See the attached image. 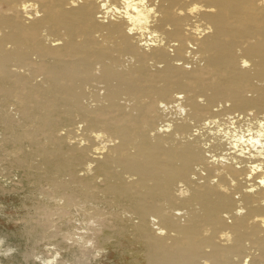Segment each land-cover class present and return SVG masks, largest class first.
I'll return each mask as SVG.
<instances>
[{
    "label": "bare ground",
    "instance_id": "1",
    "mask_svg": "<svg viewBox=\"0 0 264 264\" xmlns=\"http://www.w3.org/2000/svg\"><path fill=\"white\" fill-rule=\"evenodd\" d=\"M177 3L178 0H161L159 8L165 14L159 17L154 25L169 39L182 37L184 20L191 21V17L187 14L185 16L171 15V9ZM180 6L184 7L182 4ZM3 7H12L11 0H6ZM41 8H47L48 11L28 24H24L23 19L15 15V11L13 15L0 17L8 29L4 34L5 41H12L15 44L13 49L6 50L0 58L6 72L4 97H8L10 101L14 92L20 88H26L27 92L30 91L32 94L35 90L37 94L45 98L48 106L47 112L41 116L40 133L36 131L34 122L29 123L32 127L26 128L28 132L32 130L29 132L30 137L41 139L40 155L43 160L54 161L59 166L63 162L66 165V174L76 173L78 166L84 161L86 149H90L91 145L77 148L75 144H67L64 137L55 135L59 127L74 124L76 116L79 115L81 119L88 120L86 127H97L103 124L111 133L120 137V143L114 149L115 154L106 153L103 160L96 162V171L104 176V182L99 186L95 185L94 177H89L91 180L89 182L99 191L104 192L108 200L132 211L139 219L137 224H133L128 219L121 221L117 218L115 221L116 233L113 237L116 243L124 247L127 263L143 264L145 258L158 261L168 258H188L190 255L202 253V249L201 253H192L186 248L171 250V246L164 244L167 237L153 235V230L148 223L149 214L160 215L161 224L168 226L170 230L175 229L181 234L180 238H187L190 241L199 235L203 224L213 226L212 235L203 238V241L213 242L216 231L223 227H231L236 233V239L241 242L249 237H254L255 242L264 240V237L259 236L258 225L247 224L248 216L264 212V207L253 204V200L257 199L256 193L249 194L241 191L244 182L238 181L235 191L241 192L240 199L244 201L248 212L245 216H234L233 224L228 225L220 217V213L231 211L236 201L231 192H219L215 185L208 184V177L213 175V170L208 169V175L204 178L203 184H199L196 180H189L192 165L203 158V149L199 148L195 141L181 145L172 133H158L155 137H150L147 130H142L140 127L144 118H147L149 128L155 127L159 120V116L153 117L146 112L147 104L140 103V97L148 96L149 100L153 96L164 98L170 94L171 90H185L193 93L186 100L191 102L193 111L189 115L193 118H196V114L206 107L195 101L196 95H205L210 105L218 100L230 98L232 108L241 111L253 105H264V88L259 89L255 97H246L241 94V88L245 82L251 84L254 79H264V39H259L255 44H249L244 49L245 55L256 58L252 69H241L238 57L235 55V48L249 36L259 35L264 38V29H259L255 23L244 20L247 17L248 21H251L252 13L235 0H217L216 12L201 13V18L212 23L214 27L212 33L201 38L200 47L197 49L203 54L201 59L204 61L205 68L211 67L214 70L212 76H215L216 80L212 82L211 76L207 78L195 76L192 72L183 71L173 63L176 59H185L181 56L182 47L177 49L176 55L169 54L164 48H154L150 53H144L131 42V37L120 35V23L109 21L106 24H100L95 19L94 11L89 4H82L77 8H64L63 3L56 0L53 3L42 4ZM56 8H60L61 11L55 13ZM169 24L172 26L171 29L165 27ZM45 26L50 34L57 37L61 35V30L67 34L68 39L58 46L61 55H49L56 49L45 45L42 38H36L40 29ZM97 30H104L106 38L114 42L118 41L117 47H102L101 42L93 35ZM25 31L35 33L36 37L25 36ZM78 36L82 39L77 40ZM181 45H183V39H181ZM34 52L38 56L37 62L44 64L47 73L50 74L45 76L43 82L33 83L34 76L8 71L13 63L20 66L31 61ZM113 52L134 55L136 61L128 70L117 71L113 65L120 60L119 56L113 55ZM147 57L163 61L164 68H158L153 73L147 65ZM96 62L103 65L99 76L90 74ZM32 71L35 72V69ZM192 71L197 72L199 68ZM93 80L103 82L105 87L103 99L107 103L98 104L96 108H88L82 103V98L89 94L84 90L85 83L94 89V98L101 99L98 95L99 88L92 84ZM188 80L195 81V86L186 83ZM124 95L137 98L136 103L128 111H125L124 106L119 102ZM32 104L33 102L30 103ZM95 113H117V115L100 119ZM125 117L127 119H124L123 123L113 122L115 119ZM190 129L191 125L181 122L175 125L174 131ZM45 139L48 141L47 144H44ZM133 141H135V152L121 156V150L126 149ZM214 146H212L213 149ZM217 147L220 149L223 145L217 144ZM55 168L58 169V166L56 165ZM125 172L135 174L136 181L131 184L126 182ZM177 179L185 180L192 187L190 196L181 199L179 203L174 196ZM220 180L227 183L224 176H221ZM163 200H167L170 207L187 209L188 216L184 218V223H180V217L173 218L170 214H162L163 208L158 205V202ZM197 204L200 206L199 209L196 208ZM174 242H177L176 238ZM232 247L234 249L235 245ZM222 251L225 249L213 243L212 254L219 258Z\"/></svg>",
    "mask_w": 264,
    "mask_h": 264
},
{
    "label": "clouds",
    "instance_id": "2",
    "mask_svg": "<svg viewBox=\"0 0 264 264\" xmlns=\"http://www.w3.org/2000/svg\"><path fill=\"white\" fill-rule=\"evenodd\" d=\"M56 0H11L12 7H3L6 0H0V17L15 15L23 19L24 24L42 17L47 8H41L42 4L53 3ZM63 3L64 8H77L82 4H89L94 11L95 19L100 24H106L109 21L117 22L121 25L120 35L131 37V42L136 45L138 50L144 53H150L154 48H164L171 55L177 54L178 48H183L181 56L185 59H176L173 63L183 71L192 72L193 75L207 78L211 76L212 82L216 80L212 76L214 71L211 67L205 68L203 55L197 50L200 47V40L206 34L214 31L213 24L201 18L203 12H216L217 0H178L175 7L171 9L173 16L191 17V21L185 19L183 22L182 37L169 39L166 34L155 28L158 18L164 15L163 10L159 8L161 0H59ZM253 15V19L246 22L256 24L259 29H264V0H235ZM184 5L181 7L180 5ZM55 13L61 11L56 8ZM171 29V25H165ZM7 27L0 19V58L4 52L13 49L15 44L12 41H5L4 34ZM25 36L35 33L25 31ZM94 37L101 42V46L117 47V42L106 38L104 30H97L93 33ZM42 38L45 45H50L56 49L49 55H61L59 45H62L68 39L67 34L61 30L59 37L50 34L47 27H42L38 37ZM227 39V37H225ZM82 39L78 36L77 40ZM183 39V45H181ZM264 39L259 35L249 36L235 48V55L238 57V64L241 69H252L256 58L244 54V49L249 44H255L257 40ZM113 55L119 56V63L113 66L117 71L128 70L136 61V57L131 54H121L113 52ZM38 56L34 52L31 61L17 66L13 63L8 71L13 73H24L26 76H34L33 83L36 81L43 82L46 75V66L38 63ZM147 65L155 73L156 69L164 68L163 61H157L154 57H147ZM199 71L193 72L195 68ZM35 69V72L32 70ZM103 70V65L96 62L91 68L90 74L99 76ZM5 68L0 60V114H11L19 122L21 107L24 105V96L27 93L26 88H20L14 92L10 101L4 98V79ZM63 83V81H61ZM188 84L195 86V81L188 80ZM99 88V97L93 96L94 89L88 83L84 84V90L88 96L82 98V103L88 108H96L98 104H106L103 99L105 87L102 81L93 80ZM264 88V79H254L251 84L245 82L241 88V94L246 97H255L257 91ZM191 91L171 90L170 94L164 98L153 96L149 100L148 96L140 97V103L147 104L146 112L150 116H159L155 127H148V120L144 118L140 125L142 130H147L150 137L159 134L172 133L173 137L181 142V145L189 141H195L197 146L203 149V158L200 162L192 165V171L189 174V180H196L199 184L204 183V178L208 175V169L213 170V175L208 177V184L215 185L219 192L233 194L236 201L235 207L231 211L220 213V217L228 224H233V217L245 216L248 208L241 197L240 191H235L238 181L244 182L243 193H256L257 199L253 200L254 205L264 207V105H253L241 111L232 108V99H224L210 105L205 95H196L195 101L198 104L205 105V109L196 114L193 118L189 114L193 111L191 102H186L187 98L192 96ZM135 96L129 97L124 95L120 98V104L124 110L128 111L136 103ZM6 103V108H5ZM259 109V110H258ZM119 111V110H117ZM135 110L133 109V112ZM100 119H107L109 115L116 117L117 113H95ZM39 119V116L36 117ZM125 118L115 119L114 123H123ZM186 122L191 125L190 130L174 131L175 125ZM2 125V121H0ZM87 119H81L79 115L75 118V123L68 126L59 127L55 135L64 137L67 144H75L77 148L91 145L86 149V156L82 165L78 166L75 175L78 177H94L95 185L104 182V176L96 171V162L103 160L105 154L114 155L115 146L120 143V137L111 133L105 125L100 124L97 127H86ZM27 127H32L31 124ZM3 131L0 127V220L5 225H23L25 222L20 212L24 203L19 206H13L11 211L10 202H6L4 197L13 196L18 191L23 190V184L17 175L16 170H11L3 166L4 160H10L20 153L18 148H5L3 140ZM46 135V134H45ZM198 138V139H197ZM31 139V137H26ZM47 139L44 144H47ZM135 141L129 143L126 149L121 150L120 155H128L129 152H135ZM223 145V148L213 149V145ZM244 169V171H241ZM119 170V169H117ZM224 176L227 183L220 180ZM67 179V177H65ZM124 179L131 184L136 181L135 174L124 173ZM151 182V181H149ZM93 185L90 189L92 193L98 194L90 199L80 200L71 206V209L62 217L54 219L51 223L50 230L55 232L59 228L62 233L61 242L54 239L40 241V248L35 250L33 247L21 252V264H74V249L90 250L87 258V264H96L108 249L101 246L96 239L100 236L105 228H115V221L128 219L133 224L139 223L132 211L112 203L111 208L104 203L105 193ZM192 187L183 179H177L174 187V196L176 202L190 196ZM58 203L63 204V198H59ZM158 205L163 208V215H172L173 218L180 217V223L185 222L188 211L182 207H170L167 200L159 201ZM199 204L196 208L199 209ZM148 223L153 230L155 237H167L165 245L171 246V250L186 248L192 253H202L199 255H190L188 258H168L158 261H152L147 258L143 264H264V240L255 242L254 237L245 238L241 241L236 239V233L231 227H223L216 231L213 242L203 241V238L209 237L213 233V226L203 224L200 233L193 240L180 238L181 234L175 229H169L168 226L161 224L160 215L149 214ZM247 224L258 225L259 236L264 237V212L254 213L247 218ZM10 231V230H9ZM27 234V233H26ZM9 232L0 228V264L16 254L19 249L16 244L9 242ZM176 238L177 242H174ZM213 243L219 245L225 251L220 253L219 258L212 254ZM233 245L235 248L233 249ZM77 257L79 253H76ZM143 255V253H142ZM230 257V259H229Z\"/></svg>",
    "mask_w": 264,
    "mask_h": 264
},
{
    "label": "rangeland",
    "instance_id": "3",
    "mask_svg": "<svg viewBox=\"0 0 264 264\" xmlns=\"http://www.w3.org/2000/svg\"><path fill=\"white\" fill-rule=\"evenodd\" d=\"M8 101V97H4ZM25 105L21 110L19 122L11 114H0L2 121L3 140L5 148H18L20 153L10 160H4L3 166L11 170H16L20 181L23 184V190L18 191L16 195L4 197L6 202H10L6 211H11L13 206H19L22 203L21 216L25 222L23 225H5L0 220V228L9 232V242L16 244L19 251L12 257L5 260L4 264H21L20 253L26 249L40 248V241L54 239L60 241L62 233L59 228L55 232L50 230L54 219L62 218L76 203L78 199L85 200L98 194L92 193L89 188L92 187L89 177H78L75 174H66V165L54 161L45 162L40 155V138L30 137L27 125L34 122L35 129L40 133L41 116L47 112L46 100L35 90L25 94ZM33 102L32 105L30 103ZM5 103V108H6ZM30 107V108H29ZM39 116V119L36 117ZM216 148V145L214 146ZM2 151V149H0ZM33 156L35 158H33ZM58 166V169L55 166ZM67 177V179H65ZM99 186V185H98ZM63 198L64 203H58L59 198ZM104 203L111 207L110 200L104 196ZM10 230V231H9ZM27 233V234H26ZM116 233L114 228H105L104 232L96 239L101 246L108 249L96 264H128L125 256L124 247L115 242L113 235ZM79 253L78 257L76 253ZM90 250L74 249V264H87V258Z\"/></svg>",
    "mask_w": 264,
    "mask_h": 264
}]
</instances>
